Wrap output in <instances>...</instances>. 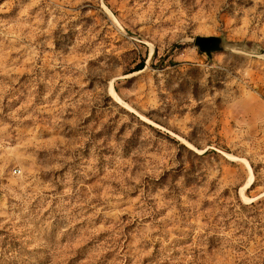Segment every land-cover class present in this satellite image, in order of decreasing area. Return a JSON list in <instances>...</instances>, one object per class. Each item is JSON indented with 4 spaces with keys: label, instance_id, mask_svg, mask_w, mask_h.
Instances as JSON below:
<instances>
[{
    "label": "rangeland",
    "instance_id": "1",
    "mask_svg": "<svg viewBox=\"0 0 264 264\" xmlns=\"http://www.w3.org/2000/svg\"><path fill=\"white\" fill-rule=\"evenodd\" d=\"M0 264H264V0H0Z\"/></svg>",
    "mask_w": 264,
    "mask_h": 264
},
{
    "label": "water",
    "instance_id": "2",
    "mask_svg": "<svg viewBox=\"0 0 264 264\" xmlns=\"http://www.w3.org/2000/svg\"><path fill=\"white\" fill-rule=\"evenodd\" d=\"M193 42L207 56H210L211 52L218 51L226 46V41L222 37L214 35H197L194 37Z\"/></svg>",
    "mask_w": 264,
    "mask_h": 264
},
{
    "label": "trees",
    "instance_id": "3",
    "mask_svg": "<svg viewBox=\"0 0 264 264\" xmlns=\"http://www.w3.org/2000/svg\"><path fill=\"white\" fill-rule=\"evenodd\" d=\"M143 66H144L143 62H140L132 69V71L139 70V69L143 68Z\"/></svg>",
    "mask_w": 264,
    "mask_h": 264
},
{
    "label": "built area",
    "instance_id": "4",
    "mask_svg": "<svg viewBox=\"0 0 264 264\" xmlns=\"http://www.w3.org/2000/svg\"><path fill=\"white\" fill-rule=\"evenodd\" d=\"M13 172L17 173V172H19V169H14Z\"/></svg>",
    "mask_w": 264,
    "mask_h": 264
}]
</instances>
